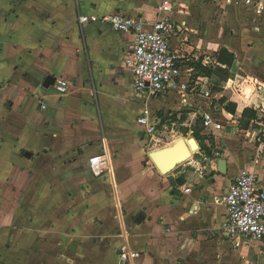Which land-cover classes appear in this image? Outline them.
Wrapping results in <instances>:
<instances>
[{
  "label": "crops",
  "instance_id": "crops-1",
  "mask_svg": "<svg viewBox=\"0 0 264 264\" xmlns=\"http://www.w3.org/2000/svg\"><path fill=\"white\" fill-rule=\"evenodd\" d=\"M173 1L170 42L182 77L175 92L145 102L133 97L125 64L133 35L80 16L118 11L155 21L161 0H0V181L9 184L0 191V264H119L124 232L139 255L120 264H264V242L237 244L220 230L241 168L264 188V0ZM223 47L236 56L235 84L257 86L248 126L243 105L231 117L219 102L233 89L223 82L213 90L193 66ZM48 76L68 91L45 88ZM145 107L147 125L137 120ZM169 108L191 110L183 133L210 120L199 129L213 155L194 135L175 136L168 146L184 139L191 156L164 173L144 134ZM103 153L111 169L96 176L89 159Z\"/></svg>",
  "mask_w": 264,
  "mask_h": 264
},
{
  "label": "built area",
  "instance_id": "built-area-1",
  "mask_svg": "<svg viewBox=\"0 0 264 264\" xmlns=\"http://www.w3.org/2000/svg\"><path fill=\"white\" fill-rule=\"evenodd\" d=\"M173 2V0H161L155 21H146L118 11L102 17L80 16L81 23L102 22L115 31L129 32L133 35L134 43L125 59V64L133 76L131 85L133 97L145 102L151 97L175 92L182 77L181 62L173 52L170 42L174 30L171 16L175 11ZM209 60L211 61L208 57L207 61ZM55 88L60 94H64L68 91L69 83L64 79H57ZM198 89L202 94H210L207 88ZM183 102L187 103L186 97ZM151 114V110L145 107L138 116V122L147 125ZM204 123L208 125L210 120ZM260 151L264 153L263 141L260 144ZM89 163L96 176L105 174L111 169V160L107 153L92 156ZM223 203L226 206V214L220 224V230L229 239L237 244L264 242V188L260 186L256 173L248 168H241ZM127 237L124 232L123 238L126 242L119 251L120 263L129 262L139 255L132 250Z\"/></svg>",
  "mask_w": 264,
  "mask_h": 264
},
{
  "label": "trees",
  "instance_id": "trees-1",
  "mask_svg": "<svg viewBox=\"0 0 264 264\" xmlns=\"http://www.w3.org/2000/svg\"><path fill=\"white\" fill-rule=\"evenodd\" d=\"M212 63L204 65L202 60L193 63L195 70L200 74L207 76L212 82V89L219 90V85L226 82L227 86L234 91L233 97L228 100L222 98L219 102L224 104L226 113L234 117L239 105H243V118H246L244 126H248L249 120L257 118V111L249 109L248 100L255 94L257 86L250 82L235 84V75L231 68L235 62V53L226 47L221 48L214 57ZM188 132V130H186ZM194 137L201 142L202 148L211 156L213 153L210 147L204 143V138L201 136V130L196 128L193 130Z\"/></svg>",
  "mask_w": 264,
  "mask_h": 264
},
{
  "label": "rangeland",
  "instance_id": "rangeland-1",
  "mask_svg": "<svg viewBox=\"0 0 264 264\" xmlns=\"http://www.w3.org/2000/svg\"><path fill=\"white\" fill-rule=\"evenodd\" d=\"M247 2L250 3V0H247ZM213 3H216V1L210 0L208 2V5L212 6L214 5ZM232 3L237 4L238 2L236 0H233ZM212 11H214V9ZM254 25L256 26L257 24H254ZM254 25H253V28H254ZM194 92L196 93L197 90ZM191 107H195V106H191ZM189 112H191L190 109L189 110L185 109L180 112L178 110L170 109V108L157 110L155 113L156 118L154 117V120L150 123V125L146 127L147 131L144 134L145 138L147 139V142L149 143V146L155 147V150H156V149H160L163 147H167L168 145H170V143H172L173 141H176L175 136H179V138H188L189 135H193V131L192 132L189 131L188 133H183V126L181 124L182 121L185 119L184 115H186ZM201 120H199L200 121L199 124L197 123L196 126H194L195 124H192V126L191 127L189 126L188 129H191V130L192 129L195 130L196 128L199 129L200 125L204 123V121L202 123ZM189 142L190 143L193 142L191 138H189ZM5 148L7 149V146L2 147L1 150L3 151ZM0 182H3L1 183L2 186H0V191H4V190L7 191V189L9 188V184H7L6 179ZM6 214H7L6 210L4 213L0 212V224L4 223L1 217L2 216L6 217Z\"/></svg>",
  "mask_w": 264,
  "mask_h": 264
},
{
  "label": "water",
  "instance_id": "water-1",
  "mask_svg": "<svg viewBox=\"0 0 264 264\" xmlns=\"http://www.w3.org/2000/svg\"><path fill=\"white\" fill-rule=\"evenodd\" d=\"M56 82V78L54 76H48L44 83L45 88H49L50 86L54 85ZM182 145L183 148L181 151H177V147ZM29 155V153H27ZM151 158L159 167L160 171L167 173L168 171L172 170L174 167L178 166L179 164L186 161L190 156L191 152L185 142L184 139H179L176 143L171 146L163 147L151 152ZM168 155V157H167ZM218 171L222 174L227 173V160L222 156L218 158L217 162ZM144 218L143 213L139 215L137 218V222H141Z\"/></svg>",
  "mask_w": 264,
  "mask_h": 264
},
{
  "label": "bare ground",
  "instance_id": "bare-ground-1",
  "mask_svg": "<svg viewBox=\"0 0 264 264\" xmlns=\"http://www.w3.org/2000/svg\"><path fill=\"white\" fill-rule=\"evenodd\" d=\"M188 146V145H187ZM178 147H181V148H183V146L182 145H179ZM189 148V147H188ZM167 157H168V155H167Z\"/></svg>",
  "mask_w": 264,
  "mask_h": 264
}]
</instances>
